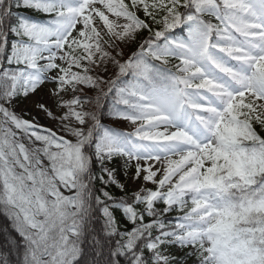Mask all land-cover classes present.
Here are the masks:
<instances>
[{
    "label": "snow or ice",
    "instance_id": "obj_1",
    "mask_svg": "<svg viewBox=\"0 0 264 264\" xmlns=\"http://www.w3.org/2000/svg\"><path fill=\"white\" fill-rule=\"evenodd\" d=\"M0 214V264H264V0H0Z\"/></svg>",
    "mask_w": 264,
    "mask_h": 264
},
{
    "label": "trees",
    "instance_id": "obj_2",
    "mask_svg": "<svg viewBox=\"0 0 264 264\" xmlns=\"http://www.w3.org/2000/svg\"><path fill=\"white\" fill-rule=\"evenodd\" d=\"M21 13H23L24 15H28V14H31L33 16H36L35 13H32V12H28V11H25L24 9H20ZM122 163V162H118V164L116 165H113L115 167H118V169L121 171V176L118 177V178H121L122 179V169L119 168V164ZM97 171H98V168H97ZM100 185L97 184V187H99ZM110 191H112L114 194L115 193H118L119 192V189H116L114 186L112 188L109 189ZM3 226V229L7 228L10 230V223L9 221L6 219V217L3 215V214H0V227ZM3 243V235L0 236V244Z\"/></svg>",
    "mask_w": 264,
    "mask_h": 264
},
{
    "label": "rangeland",
    "instance_id": "obj_3",
    "mask_svg": "<svg viewBox=\"0 0 264 264\" xmlns=\"http://www.w3.org/2000/svg\"><path fill=\"white\" fill-rule=\"evenodd\" d=\"M17 111H19V109H17ZM41 123H48L46 120L41 119ZM67 194V193H66ZM0 230H3V226L0 227ZM3 235V231H0V236Z\"/></svg>",
    "mask_w": 264,
    "mask_h": 264
}]
</instances>
